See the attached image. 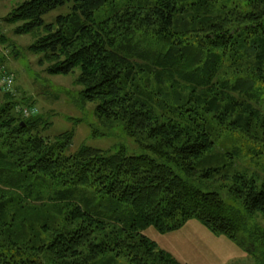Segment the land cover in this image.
I'll return each instance as SVG.
<instances>
[{
  "label": "trees",
  "instance_id": "obj_1",
  "mask_svg": "<svg viewBox=\"0 0 264 264\" xmlns=\"http://www.w3.org/2000/svg\"><path fill=\"white\" fill-rule=\"evenodd\" d=\"M69 3V15L44 25L43 16ZM109 4L26 0L4 21L22 23L16 34L39 31L31 50L47 72L78 69L76 84L98 103V120L119 122L150 155L68 153L70 134L44 139L36 115L4 104L0 264H180L140 232L168 234L191 219L259 249L264 264V230L246 236L247 217L264 215V183L231 178L226 195L241 212L189 181L224 168L213 154L222 132L239 133L264 155V0H122L106 20L86 24ZM78 188L109 201L110 223L69 199Z\"/></svg>",
  "mask_w": 264,
  "mask_h": 264
},
{
  "label": "rangeland",
  "instance_id": "obj_2",
  "mask_svg": "<svg viewBox=\"0 0 264 264\" xmlns=\"http://www.w3.org/2000/svg\"><path fill=\"white\" fill-rule=\"evenodd\" d=\"M26 0H0V70L13 77L9 96L0 88V108L7 103L18 108H35L37 130L40 137L54 140L59 135L70 134L68 153H76L83 147L93 148L113 155L123 149L128 156L150 155L134 139L130 138L119 122H100L96 116L97 102H87L81 96L82 88L76 84L79 74L76 69L67 76L47 72L48 64L42 62V54L33 52L40 32L16 34L22 23L9 24L4 19ZM122 0H114L95 12L87 25H96L108 18ZM72 4L59 7L43 16L44 25L53 24L57 17L71 13ZM14 111V110H13ZM148 142H144L145 145ZM213 154L220 160L218 172L208 177H195L190 183L203 192H216L226 204L243 212L238 202L226 195L231 178L236 174L254 179L257 185L264 183V155H258L256 147L250 145L237 132H222L215 141ZM231 155L233 158H230ZM181 176L185 178L182 174ZM200 177V178H199ZM227 177V180L224 178ZM69 199L83 206L92 214L99 213L106 223L111 215L108 200L98 199L91 191L82 188L69 189ZM119 209L123 210L124 207ZM247 234L264 230V215L247 217ZM180 264H257L256 252L215 235L196 219H191L174 232L159 234L152 227L140 232ZM112 237V236H111ZM120 262L125 264L124 257Z\"/></svg>",
  "mask_w": 264,
  "mask_h": 264
},
{
  "label": "built area",
  "instance_id": "obj_3",
  "mask_svg": "<svg viewBox=\"0 0 264 264\" xmlns=\"http://www.w3.org/2000/svg\"><path fill=\"white\" fill-rule=\"evenodd\" d=\"M13 82L14 80L12 76L0 70V88H2L4 91H11ZM20 112L25 118L34 116L37 113L36 109L33 107L21 109Z\"/></svg>",
  "mask_w": 264,
  "mask_h": 264
}]
</instances>
